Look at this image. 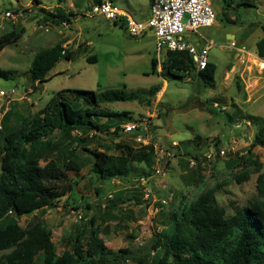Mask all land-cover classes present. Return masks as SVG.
<instances>
[{
    "label": "rangeland",
    "instance_id": "obj_1",
    "mask_svg": "<svg viewBox=\"0 0 264 264\" xmlns=\"http://www.w3.org/2000/svg\"><path fill=\"white\" fill-rule=\"evenodd\" d=\"M95 1L0 0V36L12 30L22 32L14 44L0 52V69L15 72L8 80L0 78V92L4 93L0 96L1 133L19 130L62 90L100 94L125 87L126 91H139L141 95L140 101L101 106L106 112L127 113L129 119L120 124L115 118L110 123L105 118H93L98 123L119 124L120 130L115 133L114 130L73 132L69 138L53 134L54 146L47 148L45 155H51L49 158L61 167L69 160L76 162L80 170L67 173L76 186L54 206L16 221L23 228L41 222L50 230L60 255L71 249L79 231L90 233L89 223L93 220L104 251L129 252L121 264H156L162 252L159 248L153 250L155 241L172 232L170 209L180 204L185 208L212 188L227 215L234 213V207L261 200L256 180L264 175V148H251V143L264 129V82L257 91H250L248 97L243 94L244 85L257 78L253 71L244 69L239 50L256 52L255 43L264 33L248 29L251 23L264 24V0L238 8L235 6L244 0H208L214 24L198 33L214 45L208 56L217 66L213 88L203 85L195 74L185 80L151 74V59L156 57L160 61L159 73L165 60L163 53L156 54L152 34L132 37L125 27L114 26L100 16L87 17ZM104 1H110L135 19L148 3V0H101ZM57 5L65 15L72 14L70 23L48 16L47 13H55ZM6 12L10 17L5 16ZM229 33L235 36L234 48L229 47L226 37ZM59 42L65 43L67 52H72L71 59H60L49 73L51 80L36 83L37 88L32 89L27 72L34 56ZM91 57L95 63L86 61ZM236 73L242 75L243 81ZM237 79L240 89L235 83ZM164 81L167 85L161 93ZM133 120L143 121L158 152L170 149L172 143L178 144L177 149L171 148L174 157L166 174L158 179L161 184L153 180L148 183L149 200L144 199L137 179L150 175L151 169L138 159L132 163V173L123 179L101 181L91 171L95 151L117 156V146L133 143L132 137L121 131L125 122ZM196 136L202 139L198 146L193 140ZM84 138L87 142L81 144ZM203 148L215 154L213 160L206 167H190L188 159L199 157ZM231 148L235 151L230 152ZM219 150L229 154L220 156ZM243 174L247 180L238 182L235 175ZM161 199L167 204H161Z\"/></svg>",
    "mask_w": 264,
    "mask_h": 264
},
{
    "label": "trees",
    "instance_id": "obj_2",
    "mask_svg": "<svg viewBox=\"0 0 264 264\" xmlns=\"http://www.w3.org/2000/svg\"><path fill=\"white\" fill-rule=\"evenodd\" d=\"M253 1L244 0L235 8L252 6ZM100 3L101 0L94 2ZM228 5L231 6L230 3ZM47 14L52 19L58 18L68 23L72 15H65L59 7L54 14ZM112 24L124 27L117 22ZM256 29L264 33V24L249 25V32ZM21 34L12 30L1 35L0 52L14 44ZM62 44L59 42L40 50L34 56L27 72L32 89L37 88L35 83L51 80L49 73L60 59H71L72 52H67ZM255 51L257 57L264 60V36L255 43ZM164 58L163 71L158 74H163L169 80H185L195 74L203 85L214 87L217 70L214 63L210 62L204 70L196 71L187 53L166 52ZM86 61L96 62L94 57ZM156 69V59L152 58L151 74H157ZM14 75V71L0 69L1 79L8 80ZM235 83L240 89L239 80H235ZM140 100L139 91L128 92L125 87L100 94L85 90H62L53 95L19 130L0 132V264L123 263V258L128 257L129 252L122 249L116 253L104 251L103 241L98 237L99 230L94 228L93 220L89 223L90 233L79 231L71 243V249L60 255L51 240L50 230L41 222L23 228L16 220L54 206L76 186L67 173L78 172V164L69 160L61 167L49 158L51 155H45V150L54 146L53 134L54 137L58 135L69 138L73 132L108 133L111 126L115 133L120 130L119 124L129 119L126 118L127 113L106 112L100 109L101 106ZM94 117L108 119L109 123L113 118L120 122L116 126L98 123L99 120H94ZM128 122L131 121L125 123ZM193 140L196 146L202 141L199 136ZM80 142L86 143L87 139H81ZM255 147L264 148V129L254 137L251 148ZM117 148V156L95 151L91 171L99 180L128 177L132 173V163L137 159L151 169L154 160L152 145L141 146L131 142ZM41 162L44 165L41 166ZM235 179L238 182L246 181L247 175H235ZM256 191L261 200H254L243 207H234L232 215H227L225 209L219 206L214 188L201 193L185 208L180 204L170 209L168 219L172 232L168 236L161 235V239L155 241L153 250L159 248L162 252L156 264H264V175L257 177Z\"/></svg>",
    "mask_w": 264,
    "mask_h": 264
},
{
    "label": "built area",
    "instance_id": "obj_3",
    "mask_svg": "<svg viewBox=\"0 0 264 264\" xmlns=\"http://www.w3.org/2000/svg\"><path fill=\"white\" fill-rule=\"evenodd\" d=\"M10 15L9 12L5 13L7 17ZM86 16L89 18L100 16L106 21L117 22L123 25L132 37H142L151 33L156 54L187 53L196 71L204 70L210 63L208 56L214 45L210 40L198 36V31L201 28L211 27L214 24V14L208 0H151L150 16L144 21L135 19L110 1H104L93 5ZM192 35L197 36L198 45L191 39ZM234 46V42L229 41V47L234 48ZM0 96L3 97L4 93L0 92ZM121 128V131L130 135L137 145H152L154 148V160L150 175H144L137 179L138 185L144 191V199L149 200L151 191L148 183L153 180L161 184L158 179L166 174L169 161L174 157L171 148L177 149L178 144L172 143L170 149L158 152L157 147L151 142L148 128L143 124V121L128 122ZM233 151H235L234 148H231L230 152ZM225 153L227 151L220 150L218 154L224 156ZM214 155L211 152H204L199 157L188 159V164L190 167H206L213 160ZM160 203L165 205L167 201L161 199Z\"/></svg>",
    "mask_w": 264,
    "mask_h": 264
},
{
    "label": "crops",
    "instance_id": "obj_4",
    "mask_svg": "<svg viewBox=\"0 0 264 264\" xmlns=\"http://www.w3.org/2000/svg\"><path fill=\"white\" fill-rule=\"evenodd\" d=\"M150 2H151V0H148V3L144 7V9L138 13V16L136 18L137 20L144 21V20L149 18V16H150ZM36 6H37V4H36ZM55 7L56 8L57 7L61 8L59 5H57ZM198 36L204 38L199 33H198ZM226 37H227V39L229 41H232V40L234 41V39H235V36L233 34H230V33L226 34ZM62 45L64 47L65 43H63ZM239 52H240L239 56L241 57L240 58V62L242 61L243 65L245 66L244 69H248V70L250 69L251 71H253L255 73V75H256V78H257L256 80H252V81H250V82H248L247 84L244 85L243 94H246L247 97H248L250 95V91H257L262 86L261 85L262 82H264V60L259 59L255 52L253 53V52L245 51V50H243V51L239 50ZM155 59H156V62H157L156 71H157V75H158L159 68H160V64H159L160 61L156 57H155ZM247 62H249L248 63L249 65L247 64ZM236 76L241 78V80L243 81V79H242L243 77H242V75L240 73H236ZM35 85H36V83H35ZM166 85H167V81H164V86L160 87L161 88V90H160L161 93L164 92ZM112 130H113V128L110 129L109 131H112ZM203 152H207L206 148L201 149L200 153H203Z\"/></svg>",
    "mask_w": 264,
    "mask_h": 264
},
{
    "label": "water",
    "instance_id": "obj_5",
    "mask_svg": "<svg viewBox=\"0 0 264 264\" xmlns=\"http://www.w3.org/2000/svg\"><path fill=\"white\" fill-rule=\"evenodd\" d=\"M191 39L193 40V42H194L196 45L199 44V42L197 41V36H196V35H192V36H191Z\"/></svg>",
    "mask_w": 264,
    "mask_h": 264
},
{
    "label": "bare ground",
    "instance_id": "obj_6",
    "mask_svg": "<svg viewBox=\"0 0 264 264\" xmlns=\"http://www.w3.org/2000/svg\"><path fill=\"white\" fill-rule=\"evenodd\" d=\"M259 63V62H258ZM258 65V64H257Z\"/></svg>",
    "mask_w": 264,
    "mask_h": 264
}]
</instances>
